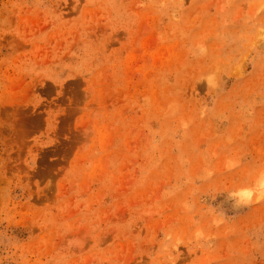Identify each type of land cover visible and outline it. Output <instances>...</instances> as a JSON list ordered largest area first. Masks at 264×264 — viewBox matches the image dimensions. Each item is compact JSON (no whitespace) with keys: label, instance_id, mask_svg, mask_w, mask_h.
Instances as JSON below:
<instances>
[{"label":"rangeland","instance_id":"1","mask_svg":"<svg viewBox=\"0 0 264 264\" xmlns=\"http://www.w3.org/2000/svg\"><path fill=\"white\" fill-rule=\"evenodd\" d=\"M263 181L264 0H0V264H264Z\"/></svg>","mask_w":264,"mask_h":264},{"label":"bare ground","instance_id":"2","mask_svg":"<svg viewBox=\"0 0 264 264\" xmlns=\"http://www.w3.org/2000/svg\"><path fill=\"white\" fill-rule=\"evenodd\" d=\"M10 48H11V47H10ZM10 55H11V54H10ZM10 107H11V106H10ZM15 107H16V106H15ZM260 183H261V184H264V181H263V182H260ZM261 186H262V185H261ZM262 187H263V186H262ZM263 190H264V189H263ZM263 190H262V191H263Z\"/></svg>","mask_w":264,"mask_h":264}]
</instances>
